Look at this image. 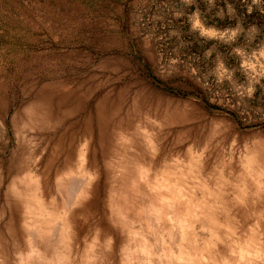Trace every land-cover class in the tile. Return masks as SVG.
<instances>
[{
    "label": "rangeland",
    "instance_id": "1",
    "mask_svg": "<svg viewBox=\"0 0 264 264\" xmlns=\"http://www.w3.org/2000/svg\"><path fill=\"white\" fill-rule=\"evenodd\" d=\"M0 264H264V0H0Z\"/></svg>",
    "mask_w": 264,
    "mask_h": 264
}]
</instances>
